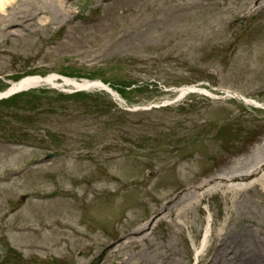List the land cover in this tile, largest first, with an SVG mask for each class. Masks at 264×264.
I'll return each instance as SVG.
<instances>
[{"label":"rangeland","instance_id":"374dc122","mask_svg":"<svg viewBox=\"0 0 264 264\" xmlns=\"http://www.w3.org/2000/svg\"><path fill=\"white\" fill-rule=\"evenodd\" d=\"M34 6L28 31L0 33V92L55 75L107 84L123 102L64 84L0 98V264H196L212 238L211 256H232L237 240L264 244L261 186L197 190L263 150L264 0ZM146 83L153 92L132 91ZM190 87L200 93H180ZM93 93L112 115L87 110ZM19 94L31 106L13 105ZM46 192L78 197L58 204L72 237L46 230Z\"/></svg>","mask_w":264,"mask_h":264},{"label":"bare ground","instance_id":"6f19581e","mask_svg":"<svg viewBox=\"0 0 264 264\" xmlns=\"http://www.w3.org/2000/svg\"><path fill=\"white\" fill-rule=\"evenodd\" d=\"M35 2H37V0H0V33L5 35L6 37H15L28 31V29L31 28L32 24L34 23L35 17L37 16L38 9L34 6ZM54 2L61 9L64 8V6H62L63 0H54ZM63 82L64 83L56 82V76L54 75H49L48 77L29 76L17 81L16 83H13L5 93L0 92V97L17 93V91H26L30 88H38L39 86L60 87L62 84H64L67 87H72L73 90L76 91L82 89H93L95 87L93 83L90 84L87 81L78 82L73 79L69 80L67 78H64ZM182 92L188 93L185 91ZM245 103L252 106L258 105L257 102H254L252 100H245ZM262 149L263 150H261L256 155L254 163L250 166L248 163L247 167L241 171L228 173L223 177H217L213 180H209L205 182L204 185H201L197 190L200 191L205 188V186H209L211 184L215 185L216 183L223 182L227 185V189L232 193L238 192V190L248 189L251 184L261 186L264 192V144L262 146ZM65 197L70 201H76L78 198H74L73 195L67 193L65 194L62 192L57 193L56 197L53 198L50 193L46 192L40 194L39 199L42 202L43 213H46L47 215V219L44 223L46 230H48L53 235L63 234V230H68V237H72L74 235L73 232H71L72 228L70 226H66L67 224L61 223V212H59L58 210L59 200H63L65 199ZM167 210L169 212L171 211V209ZM169 215L170 213H168V216ZM161 221L162 220H160V222ZM147 229L148 227L145 225L142 227H138L132 230L129 236L131 239L143 238ZM60 240L57 237L56 242H54L53 245H58ZM214 242L215 239L212 238L211 245L206 248V252L201 256L196 264H203L206 261L208 262L207 264H250L252 262H255L257 264H264V244L259 240H253L247 246H242L239 240H237L231 247H229V250L232 252V256L227 255L228 257L221 255L220 252H216V254L211 256ZM130 244L133 246H137L138 241L131 240ZM92 249V245H86V247L84 248V254L86 256H89ZM106 250H110V247ZM227 250L228 248L224 249L225 252H227ZM262 250V256H258L257 251ZM170 257L168 256L165 258L169 259Z\"/></svg>","mask_w":264,"mask_h":264},{"label":"trees","instance_id":"16d2710c","mask_svg":"<svg viewBox=\"0 0 264 264\" xmlns=\"http://www.w3.org/2000/svg\"><path fill=\"white\" fill-rule=\"evenodd\" d=\"M131 86V85H130ZM127 87H129V86H127ZM151 87H154V86H151V85H149V84H138V85H136L135 86V88H133L134 90H132L133 92H137V93H139V94H141V93H147V92H153V90L152 89H150ZM94 94V93H93ZM90 94V95H88V99L91 101V103H93V104H91V105H93V106H91L90 107V105H86V108H87V110L89 109V112L90 113H92V114H94V113H98V112H100V113H109V114H111L110 113V111H111V109H110V107H108V108H106V106H105V104H101V103H98L97 102V98H99V97H96V96H99L98 94ZM86 95V94H85ZM93 95V96H92ZM96 95V96H95ZM19 96L21 97V98H12V99H10L11 100V102H12V104L13 105H16V106H18V104L19 105H24V106H28V104L30 103L29 101H20L22 98H27V94L26 95H21V94H19ZM29 106H31V104H29ZM51 107V106H50ZM113 107H115V106H113ZM115 109V108H114ZM120 111V110H119ZM121 112V111H120ZM119 113V112H118ZM121 113H123V112H121ZM115 113H113V115H114ZM123 114H125V113H123ZM112 115V114H111ZM121 117V116H120ZM117 117H115V119H116Z\"/></svg>","mask_w":264,"mask_h":264},{"label":"water","instance_id":"95a60500","mask_svg":"<svg viewBox=\"0 0 264 264\" xmlns=\"http://www.w3.org/2000/svg\"><path fill=\"white\" fill-rule=\"evenodd\" d=\"M94 84V86L95 87H97L98 89H101V90H105V91H107L110 95H113V92L112 91H110V89L107 87V86H105L104 84H101V83H93ZM231 96H237V97H239L240 99H242V101H243V98L241 97V96H238V95H236V94H230Z\"/></svg>","mask_w":264,"mask_h":264}]
</instances>
